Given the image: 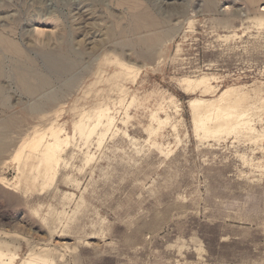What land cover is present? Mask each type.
I'll return each instance as SVG.
<instances>
[{
	"label": "rangeland",
	"instance_id": "rangeland-1",
	"mask_svg": "<svg viewBox=\"0 0 264 264\" xmlns=\"http://www.w3.org/2000/svg\"><path fill=\"white\" fill-rule=\"evenodd\" d=\"M263 21L264 0H0V250L14 264H264ZM19 66L45 88L23 91ZM203 75L214 91L184 82ZM228 87L252 90L263 136L197 133L190 100ZM82 118L101 125L89 140ZM52 124L70 140L45 180L14 155Z\"/></svg>",
	"mask_w": 264,
	"mask_h": 264
},
{
	"label": "bare ground",
	"instance_id": "bare-ground-1",
	"mask_svg": "<svg viewBox=\"0 0 264 264\" xmlns=\"http://www.w3.org/2000/svg\"><path fill=\"white\" fill-rule=\"evenodd\" d=\"M2 36H3V34H2ZM5 37H7V34L5 35ZM3 38H4V36L2 37V39ZM155 38L156 37H154L153 39H155ZM6 41L3 40V41H1V43L5 42V45H6ZM156 42H157V40H156ZM151 43L155 44V41L154 42L152 41ZM9 45L12 46L13 51H15L17 53L16 55H18V54H19V56L22 55V50L21 51L19 50L20 48H18V46H16L15 42H8V46ZM151 49H152V45H151ZM150 54H152V53H150ZM18 58H20V57H18ZM16 60L17 59H15V61ZM23 63L25 65L27 64V63H25V61ZM23 63H21V64H23ZM125 67H126V69H129V66L126 64H125ZM2 68L3 67L1 66V63H0V79L3 75ZM17 68H18L17 75H16L17 80H18L19 84L23 87V89H25L23 91H26L28 94L34 95V93L38 92V90L43 89L40 87L44 86V82H45L44 79L40 78L36 74L37 75L36 77L37 78L39 77V79H42V80L35 84L34 82H32L34 79L31 80L32 79L31 77H33V76L30 75V72H28L27 67L24 68L23 66H19ZM28 68L30 69V67H28ZM31 73H33V72L31 71ZM15 74H16V72H15ZM131 74H129V75L131 76ZM47 80H49V78H47ZM210 80H211L210 77L203 75V76L197 77L195 79L186 78V79H184V82L187 83L190 88H200L201 87V88H204V92H210V91L212 92V91H214V86L210 83ZM49 82H46V83H49ZM46 83H45V85L47 86ZM44 88H45V86H44ZM259 91L261 92V89ZM249 92L250 91H245V92L240 93L236 89H234L232 87H228L222 93L217 94L215 98H211V99H204V98H199V97L192 98L190 100V103H191V109L193 108V122H194V125L196 127L197 133L200 135V133L202 132V135L205 138L210 137V136H212L214 138H220L223 135L227 136V135H231L233 133L239 134L242 131H243V133L245 132L246 134H249L251 132L256 133L257 137L263 136L264 131L263 132L261 131L263 133V135H262V133L257 132L255 130L256 127L255 128L252 127V125H251L252 122H250V118L248 116V114L250 112L252 114L253 107H257V106H254L252 101H251L252 97H251L250 93L252 92V90L250 93ZM253 93L255 94V91ZM257 95H258V93H257ZM4 98H6V94L4 92L3 85L0 83V100H3ZM133 101H135V99ZM133 101H132V103H133ZM169 101L170 102L172 101L171 98ZM174 101H172V102H174ZM259 102H260L259 106L264 104L263 100H260ZM259 108H257V109L259 110ZM254 111H255V109H254ZM254 111H253V113H254ZM261 111H262V109H261ZM108 114L105 110H102V111H99L95 115L98 124H100V123L102 124V120L105 119L104 128L106 130L110 129L112 124L115 122V120L113 122V118ZM257 114H259V112H257ZM253 115L255 116L256 114L254 113ZM155 118H156V116H155ZM83 119L84 118L80 119V121L76 123L75 129H76V131L79 132V134L85 136L89 140L90 136H92L96 132V127L97 128L101 127V125L100 126L96 125L93 128H87L88 126H86V124H85L86 121L84 122ZM161 121L162 120H159V123ZM55 122H58V121H55ZM162 122L164 123V121H162ZM163 123H161V124H163ZM160 126H162V125L157 126V130H159L161 128ZM1 127H3V125H1ZM1 127H0V150L2 147L5 146V143H4L5 139L3 141V138H4L3 132L5 130ZM5 129H6V127H5ZM43 130H45V131H35L33 137L31 135V138L29 140H27L23 146L21 144L22 147H20L17 150L16 154L14 155V160L17 163H19V165L23 164L24 166H26V165H29V160L30 159L32 160L34 158L35 161L37 160L38 165L35 166V164H31L32 169H35L36 172H40L42 169L44 179L46 180V179H52L54 176L57 175L56 174L58 172L57 168H58V165L60 164V161H61V156H60L61 153L60 152L62 150L63 145H65L67 143L69 136L65 135V137H63L62 136L63 129L59 126H55V124H52L47 130H46V128ZM152 130H153V128H152ZM157 130H155V131L157 132ZM107 133H106V135H107ZM155 133L153 131V134H155ZM1 153H3V152H1ZM89 162H87V163H89ZM29 171H31V170H29ZM31 172H33V171H31ZM30 175H31V173H30ZM34 178H35V176H34ZM38 179H37V181H38ZM43 184L45 186L46 183H43ZM47 184H49V182H47ZM7 255H9V254L5 253L3 250H0V264H14L16 262V257L9 255V256H11V258H10V260H7L5 258ZM20 264H53V261L50 258H47L45 256H40V255H36L34 253H29L26 257L22 258Z\"/></svg>",
	"mask_w": 264,
	"mask_h": 264
}]
</instances>
